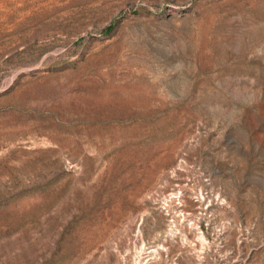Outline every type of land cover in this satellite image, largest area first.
I'll return each mask as SVG.
<instances>
[{"label": "rangeland", "instance_id": "obj_1", "mask_svg": "<svg viewBox=\"0 0 264 264\" xmlns=\"http://www.w3.org/2000/svg\"><path fill=\"white\" fill-rule=\"evenodd\" d=\"M0 264H264V0H0Z\"/></svg>", "mask_w": 264, "mask_h": 264}]
</instances>
